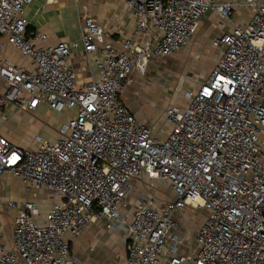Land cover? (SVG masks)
Segmentation results:
<instances>
[{
    "label": "built area",
    "instance_id": "built-area-1",
    "mask_svg": "<svg viewBox=\"0 0 264 264\" xmlns=\"http://www.w3.org/2000/svg\"><path fill=\"white\" fill-rule=\"evenodd\" d=\"M33 1L0 0V114L13 103L68 118L56 140L37 135L35 148L0 134V176L51 194L42 221L37 202L8 203L17 214L0 264H85L68 237L101 218L124 230V264H183L191 259L180 253L178 229L189 206L205 211L195 264H264V0H125L132 36L107 38L85 16L80 40L55 45L24 16ZM239 11L247 22L234 23ZM209 12L221 29L232 24L211 39L218 59L210 76L185 93L184 105L166 108L159 129L140 122L123 100L133 73L184 48ZM4 41L27 64L5 57ZM81 45L97 66L83 84L71 62ZM155 180L172 197L141 196L128 218L136 184Z\"/></svg>",
    "mask_w": 264,
    "mask_h": 264
},
{
    "label": "crops",
    "instance_id": "crops-1",
    "mask_svg": "<svg viewBox=\"0 0 264 264\" xmlns=\"http://www.w3.org/2000/svg\"><path fill=\"white\" fill-rule=\"evenodd\" d=\"M24 16L29 20L30 27L38 28L46 32L49 35L47 43L54 45L58 44L60 41L80 40V23L85 16L96 18L105 29L106 37L112 39H118L122 36H132L136 26L133 10L125 4V0H34L26 10ZM245 22H247V12L239 11L234 18V23ZM217 25V15L214 12H209L203 19L197 34H202L204 31H209V33H211L213 27H217L219 29V32L215 33V35H217L232 27L231 23L224 29H221ZM195 35L193 37H195ZM193 37L186 46L191 45ZM72 51L71 62L76 71L78 81L80 84L86 83L92 78V72L97 71V66L93 62L96 54L85 52L82 45L78 49H73ZM3 53L5 57L11 59L13 63L27 64L28 62L27 59L19 55L15 48L5 41ZM202 82L204 81H198V83L194 84V87H198ZM6 89V83L0 78V93L4 92ZM179 101L181 102L178 103L180 105L186 103V101L184 103H182L181 100ZM45 112L55 113V111L50 110L45 105L40 106L37 111L33 113L19 111L16 105L11 103L4 112L0 114V134L16 145L25 148H35V137L37 135H35L34 139L31 137V139L25 138L19 136L16 132H13V130L17 127H27V135L34 136L33 134L42 127L45 129L44 122L41 119ZM20 115L24 116V118H19ZM25 120H28L29 123L25 126L21 125L20 122ZM64 121L65 120H62V122ZM62 122H60V124ZM156 128L157 127L154 129ZM140 184L141 182L136 184V191L140 187ZM41 194L43 197L38 198ZM56 200H60V198H56ZM25 201H35L40 204L39 211L42 214L40 221H42L49 210L51 194L45 189L40 191L35 189L27 190L26 185L19 178H15L10 174L1 175L0 244H9L11 242L14 220L17 214V208L9 207L8 203L17 202L22 204ZM129 207H131V202L130 205L123 208V213L128 218L131 217L133 211L131 207L129 212ZM107 224L108 222L101 218L93 223L80 238L72 239L68 237L72 253L78 256L85 264L125 263L127 251L122 241L124 230L121 228H109ZM178 230L181 237L180 253L182 255H187L191 259L183 264H195L192 259L196 256L198 248L194 233H190L189 231L190 235L187 236L185 235L188 231L187 228L181 230L180 226Z\"/></svg>",
    "mask_w": 264,
    "mask_h": 264
},
{
    "label": "rangeland",
    "instance_id": "rangeland-1",
    "mask_svg": "<svg viewBox=\"0 0 264 264\" xmlns=\"http://www.w3.org/2000/svg\"><path fill=\"white\" fill-rule=\"evenodd\" d=\"M217 32L219 29L213 27L212 34L209 31L198 33L193 37L191 45L185 46L173 55L153 59L143 73L138 71L133 73V82L125 91L123 99L140 122L159 129L165 121L166 108L181 103L179 100L184 103L185 93L198 81L207 80L218 59V53L211 45V39ZM67 116V112H45L41 117L45 129L42 127L33 134L34 136L27 135V127L14 128L13 132L25 138L34 139L35 135L40 134L45 139L56 140L57 128ZM19 118L24 116L20 115ZM20 123L25 126L29 121ZM171 194V187L166 186L162 180L144 182L130 198L131 207L141 196H149L157 202H162L170 199ZM41 197L42 194L38 198ZM38 205L40 206L39 203ZM204 217L205 211L189 206L181 215V230L187 228L185 235L194 233L195 236Z\"/></svg>",
    "mask_w": 264,
    "mask_h": 264
},
{
    "label": "snow or ice",
    "instance_id": "snow-or-ice-1",
    "mask_svg": "<svg viewBox=\"0 0 264 264\" xmlns=\"http://www.w3.org/2000/svg\"><path fill=\"white\" fill-rule=\"evenodd\" d=\"M14 159H15V157H14Z\"/></svg>",
    "mask_w": 264,
    "mask_h": 264
}]
</instances>
